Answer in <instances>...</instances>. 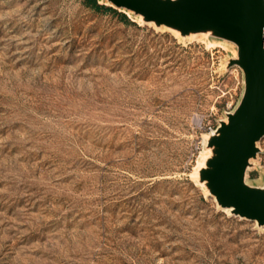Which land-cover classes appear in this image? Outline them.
I'll return each mask as SVG.
<instances>
[{
  "label": "rangeland",
  "instance_id": "374dc122",
  "mask_svg": "<svg viewBox=\"0 0 264 264\" xmlns=\"http://www.w3.org/2000/svg\"><path fill=\"white\" fill-rule=\"evenodd\" d=\"M116 9L0 0V264H264V227L195 176L234 43Z\"/></svg>",
  "mask_w": 264,
  "mask_h": 264
},
{
  "label": "water",
  "instance_id": "95a60500",
  "mask_svg": "<svg viewBox=\"0 0 264 264\" xmlns=\"http://www.w3.org/2000/svg\"><path fill=\"white\" fill-rule=\"evenodd\" d=\"M98 2L132 12L156 28L175 30L182 38L201 32L234 43L235 54L227 66L241 69L242 93L226 118L206 134L204 165L195 176L220 207L264 227V185L246 181L264 136V0Z\"/></svg>",
  "mask_w": 264,
  "mask_h": 264
},
{
  "label": "trees",
  "instance_id": "16d2710c",
  "mask_svg": "<svg viewBox=\"0 0 264 264\" xmlns=\"http://www.w3.org/2000/svg\"><path fill=\"white\" fill-rule=\"evenodd\" d=\"M85 3H86V5L92 7L96 10H107L108 9V10H112V11H117V9L112 7L111 5L99 3L98 0H85ZM120 15L123 18V20H125V21L129 20L127 15H125V13L121 12Z\"/></svg>",
  "mask_w": 264,
  "mask_h": 264
},
{
  "label": "bare ground",
  "instance_id": "6f19581e",
  "mask_svg": "<svg viewBox=\"0 0 264 264\" xmlns=\"http://www.w3.org/2000/svg\"><path fill=\"white\" fill-rule=\"evenodd\" d=\"M163 27H164V26H161V28H163ZM172 31L177 32V31H175V30H172ZM191 35H192L191 38H195V39H196V38H201V37H203L205 34L200 32V33H193V34H191ZM205 37H206V36H205ZM205 157H206V153L202 154L201 159L199 160L198 168L204 165ZM198 168H197V170H198ZM197 170H196V172H195V175L197 174ZM225 209H226V210H229L230 208H225Z\"/></svg>",
  "mask_w": 264,
  "mask_h": 264
}]
</instances>
